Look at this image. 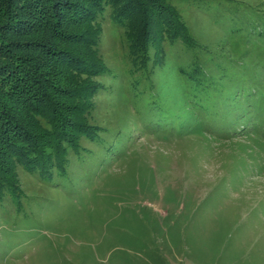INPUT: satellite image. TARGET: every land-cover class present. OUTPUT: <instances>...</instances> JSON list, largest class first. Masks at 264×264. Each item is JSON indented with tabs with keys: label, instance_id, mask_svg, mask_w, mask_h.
Returning a JSON list of instances; mask_svg holds the SVG:
<instances>
[{
	"label": "rangeland",
	"instance_id": "1",
	"mask_svg": "<svg viewBox=\"0 0 264 264\" xmlns=\"http://www.w3.org/2000/svg\"><path fill=\"white\" fill-rule=\"evenodd\" d=\"M168 2L191 40L140 47L111 5L99 15L88 58L108 70L80 76L96 94L66 100L82 124L53 126L64 161L8 173L0 264H264V0Z\"/></svg>",
	"mask_w": 264,
	"mask_h": 264
},
{
	"label": "trees",
	"instance_id": "2",
	"mask_svg": "<svg viewBox=\"0 0 264 264\" xmlns=\"http://www.w3.org/2000/svg\"><path fill=\"white\" fill-rule=\"evenodd\" d=\"M146 1L150 3L145 5L143 0H0V156L4 158L0 163V193L6 187H14L8 175L12 167L16 169L22 164L31 171H44L56 159L59 163L64 161L65 149L61 145L69 138L66 129H61L67 121L74 128L82 124L64 115L63 111L77 116L82 110L81 105H77L79 110L71 104L68 106L66 100H85L96 94L100 83L80 80V76L89 79L108 70L100 58H88L90 48L96 50L100 43L98 17L107 5L112 6L113 17L126 26L128 36L141 44L140 47L151 37L157 41L167 35L172 39L191 40L168 0ZM133 8L137 11H132ZM141 25L146 31L141 37L133 38L131 33H136ZM75 45L88 49L82 52L80 47L74 49ZM26 52L30 54L25 55ZM70 71L76 82L65 76ZM79 82L81 85H77ZM235 104L238 110L246 108L242 99ZM225 114L212 115L218 128L223 125L218 133L227 132L229 122ZM42 119L51 127L57 126L58 120L62 128L53 127L52 132L58 134H52L43 127ZM85 124L80 127L81 131L89 128L95 133L93 127Z\"/></svg>",
	"mask_w": 264,
	"mask_h": 264
}]
</instances>
